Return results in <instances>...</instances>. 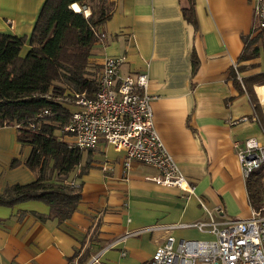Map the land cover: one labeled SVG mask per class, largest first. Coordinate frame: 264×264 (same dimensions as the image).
<instances>
[{
    "label": "crops",
    "instance_id": "obj_1",
    "mask_svg": "<svg viewBox=\"0 0 264 264\" xmlns=\"http://www.w3.org/2000/svg\"><path fill=\"white\" fill-rule=\"evenodd\" d=\"M44 1L0 0V32L29 36ZM109 1L111 15L97 27L104 37L88 57L92 75L105 56H124L122 74L148 73L154 128L193 192L157 183L150 165L132 161L126 168L122 152L101 140L82 149L70 174L81 197L69 219L45 218L42 200L0 205V264H148L167 235L212 237L192 226H164L208 221L209 213L216 222L250 215L236 152L249 137L264 145V85L253 84L255 106L240 80L264 71L260 46L258 56L239 60L254 0H193L196 27L183 15L188 0ZM28 48L26 42L20 55ZM16 135L13 126L0 127V193L35 180L25 164L31 146Z\"/></svg>",
    "mask_w": 264,
    "mask_h": 264
},
{
    "label": "trees",
    "instance_id": "obj_2",
    "mask_svg": "<svg viewBox=\"0 0 264 264\" xmlns=\"http://www.w3.org/2000/svg\"><path fill=\"white\" fill-rule=\"evenodd\" d=\"M188 1L183 15L196 27L194 1ZM72 4L80 10H74ZM85 8L87 16L82 11ZM112 8L109 0H45L29 36L0 32V127L34 123L33 128L15 129L17 140L31 146L25 164L35 173L33 182L7 186L0 193V205L42 200L49 206V214L44 217H56L60 222L75 211L81 197L80 184L68 179L81 164L83 151L62 139L61 128L69 119L71 103L62 98L94 92L95 76L88 57L97 41V27L111 15ZM26 42L29 48L21 56ZM259 46L264 50V27L247 36L245 54L239 60L258 56ZM196 65L193 56V68ZM240 68L232 70L234 77ZM240 80L251 102L258 106L253 84L264 82V71ZM44 108L50 113L39 118L37 114ZM263 172L262 167L245 178L254 209L264 204Z\"/></svg>",
    "mask_w": 264,
    "mask_h": 264
},
{
    "label": "built area",
    "instance_id": "obj_3",
    "mask_svg": "<svg viewBox=\"0 0 264 264\" xmlns=\"http://www.w3.org/2000/svg\"><path fill=\"white\" fill-rule=\"evenodd\" d=\"M80 10V8H79ZM85 16L89 11L82 9ZM264 27V0H254L251 33ZM101 39L104 34L96 32ZM124 56H105L95 77L96 88L91 95L86 92L74 94L75 108L62 128V137L69 145L89 150L104 140L123 154V165L128 168L132 161L150 165L158 170L151 179L157 183L178 187L192 193L194 186L179 170L175 159L165 148L153 125L150 101L155 98L148 91L149 77L145 70L120 73ZM47 108L37 115L49 114ZM14 128H33L34 123ZM237 159L242 176L251 171H264V145L254 138H246L238 148ZM264 197V172L262 177ZM217 213L219 206L213 208ZM196 220L189 224L164 226L166 230L176 226H192L208 231L209 239H175L167 235L158 244L148 264H264V204L252 208L247 218L230 219L224 222ZM124 255V251L121 252ZM94 256L93 260H97Z\"/></svg>",
    "mask_w": 264,
    "mask_h": 264
},
{
    "label": "rangeland",
    "instance_id": "obj_4",
    "mask_svg": "<svg viewBox=\"0 0 264 264\" xmlns=\"http://www.w3.org/2000/svg\"><path fill=\"white\" fill-rule=\"evenodd\" d=\"M263 86L264 85V82H262V83H260L259 85H256V87H258V86ZM263 88H264V86H263ZM257 89V88H256ZM62 100H64L66 103L67 102H71L69 105H74V98H71V97H66V98H62ZM263 108H264V106H263ZM58 133V132H57ZM261 169V168H260ZM262 182H263V180H262Z\"/></svg>",
    "mask_w": 264,
    "mask_h": 264
},
{
    "label": "bare ground",
    "instance_id": "obj_5",
    "mask_svg": "<svg viewBox=\"0 0 264 264\" xmlns=\"http://www.w3.org/2000/svg\"><path fill=\"white\" fill-rule=\"evenodd\" d=\"M72 8L74 10H79V7L77 6V4H72ZM259 91L261 92L262 91V87L259 88Z\"/></svg>",
    "mask_w": 264,
    "mask_h": 264
}]
</instances>
